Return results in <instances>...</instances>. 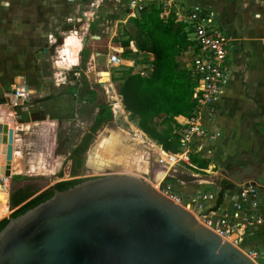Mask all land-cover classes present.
Listing matches in <instances>:
<instances>
[{"label":"rangeland","instance_id":"rangeland-1","mask_svg":"<svg viewBox=\"0 0 264 264\" xmlns=\"http://www.w3.org/2000/svg\"><path fill=\"white\" fill-rule=\"evenodd\" d=\"M82 1V7H78V11L73 16L72 11L68 12L69 10L64 9L63 5L60 10L58 9V0H0V77L3 83L0 85V98L4 97V93L7 95L15 93V90H11V83L26 84L34 91L29 92L27 100L22 102H25L26 106L24 105L15 115L18 125L26 129L18 132L19 141L15 148L21 157L19 156L15 169L12 170L9 187L6 189L0 186V189L6 192L8 207L11 191L18 186L29 184L32 186L31 191L36 193L63 181L109 174L132 175L122 172L123 169L115 172L116 170L101 166L99 162L93 164L97 159L90 160V155L94 153L96 143L101 137L112 139L115 147L109 151L111 156L132 158L135 153H143L144 159L141 162L147 169L146 173L149 172V174L143 175L146 173L141 172L134 176L149 184L155 182L154 178L158 177L159 181L168 174L167 178H170L165 179L167 184L175 185L178 181H186L196 186L203 185L202 192L206 194H217L223 180L227 181V176L221 172V169L229 170V168L239 167L224 166V161L216 163L210 155H207L205 160L212 168L208 167L207 170L194 169L182 160L172 164L167 159L165 154L173 155V153L163 151L139 129L136 119L125 110L119 95L121 82L118 78L123 76L122 72L126 69L139 70L140 66L135 65V61L144 54L141 38H138L140 35L137 26L132 24L131 19L128 23L116 22L111 24V29L108 30L112 31V25H114L113 39L103 38V29L99 27L100 22L97 18L99 14L96 15L98 10L102 9L101 6H95V0ZM86 2L93 6H86ZM79 8L86 9L92 15L83 13ZM107 9V7L104 8V10ZM137 15L135 13L134 17ZM40 19L43 22H39L42 21ZM218 29L221 33L227 34L226 29ZM70 32L77 33L82 41L78 54V66L60 69L56 67L55 62L62 60L61 47L66 35ZM128 33L131 34L132 39L128 42V47L124 48L123 42L130 37ZM128 49L131 55L124 56L125 50ZM112 55L119 56L128 63L123 62V65L119 66L109 64L108 60ZM230 57L234 55L229 53V60ZM97 63L98 67L95 65ZM229 66H232V62ZM90 72H94L95 79L89 77ZM70 88L75 95L65 100L64 96L69 93ZM108 111L112 115V121L103 124L97 130L83 157V169L78 176L73 177L71 163L66 161L71 149L79 142L84 131L90 127L96 117L100 114L105 115ZM46 122L55 123L54 145L51 151L45 147L48 132L43 124ZM260 123L262 125L264 122L260 119ZM160 152L165 153L161 155L168 163L164 166L166 172L163 175H160L163 172L157 170V155ZM96 156L94 153L93 157ZM246 157H242L243 161L240 162L255 163L252 162L254 160L249 161ZM41 163L46 165L48 171L36 169L34 172L30 167L31 165L40 167ZM19 165L24 172L20 171ZM60 173L61 178H59ZM242 185L252 186L255 190L261 186L256 182H246ZM177 188L179 192L184 191L181 186ZM246 189L252 190V188L242 187L239 192ZM239 192L234 190L230 198L237 199L235 193ZM259 201L261 202L260 199ZM194 210L197 211V208L195 207ZM10 212L9 207L8 213L1 217L0 221L9 218ZM260 250L262 252L256 261L258 264H264V247Z\"/></svg>","mask_w":264,"mask_h":264},{"label":"water","instance_id":"water-1","mask_svg":"<svg viewBox=\"0 0 264 264\" xmlns=\"http://www.w3.org/2000/svg\"><path fill=\"white\" fill-rule=\"evenodd\" d=\"M89 77L95 79L94 72ZM9 117L0 120V178L5 179L12 176L14 153L9 127L14 119ZM0 264L257 263L148 182L109 174L55 190L48 200L10 219L0 231Z\"/></svg>","mask_w":264,"mask_h":264},{"label":"crops","instance_id":"crops-1","mask_svg":"<svg viewBox=\"0 0 264 264\" xmlns=\"http://www.w3.org/2000/svg\"><path fill=\"white\" fill-rule=\"evenodd\" d=\"M136 1L143 8L156 4L162 10L160 17L166 19L172 12L177 19L183 20L186 23H188L189 14L192 11L199 9L210 15L211 24L216 29H226V35L232 40L230 53L234 55V57H230V63L232 62V66H230L229 81L220 101L213 107L214 113L210 114L211 108L207 107L203 108L201 111L199 125L204 131V137L198 140L197 146L200 148L202 159H207L206 156L210 155L215 159L216 163H223L224 161V166L234 165L242 167L246 165H258L264 160V123H262V125L260 123V119L264 122V0ZM130 2L131 0H95L94 5L97 7L101 6L102 8L101 10H98L96 15L99 14L97 18H99L100 22L99 27L103 29V38L109 40L111 38L113 39L112 32H114V25H112V31H108L111 29V24H115L116 22L125 23L133 18L135 13H139L129 10ZM82 3V0H64V2L63 0H58V9L60 10L62 8L61 5H63L64 9H68V12L72 11V15L74 16L76 11H78V7H82ZM85 5L88 7L90 5L93 6V4L88 2H86ZM105 7L108 8V11L104 10ZM80 10L83 11V13H88L90 16L92 15L84 8H81ZM182 11L184 15L182 14ZM39 22H43V20ZM219 32L221 31L219 30ZM23 49L25 50L24 47ZM125 62L128 63V61ZM56 63L58 62H55V64ZM95 65L98 67V63ZM0 85H3L1 77ZM10 86L11 90L16 88V86L23 87L27 89L28 95L29 92H34L26 84L11 83ZM73 92L74 91L70 88L69 93L64 96L65 100L74 96L75 93L73 95ZM11 95V93L8 95L4 93V97L0 98V106L6 107L5 111L0 110V116L2 115V119L6 120L8 117L7 114H10L14 119V124L12 126V128H14L13 164L15 163L16 165V161L21 157V154L19 155L15 148L16 143L19 141L18 132L24 131L26 128L18 125L15 115L18 113V110L20 111V109L24 107V105L26 106V103H22L23 101L19 100L14 104V98ZM4 112L6 115H3ZM203 115H205V117H203ZM185 119V117L180 116L176 118V121L182 126ZM43 125L46 126L48 132L45 147L47 146L46 149L50 151L54 145V136L52 134L55 123L46 122ZM93 125L94 122L84 131L82 138L90 134ZM252 129H254V131ZM82 138H80L79 142L71 149V151L81 142ZM242 157H246L249 161L254 160L252 162L255 163L252 164L245 162V165V163L240 162L243 161L241 160ZM66 161L70 162L72 167V161ZM19 167L21 166L19 165ZM162 167L164 166L157 164V170L163 172L160 175H163L166 172ZM208 167L212 168L210 164ZM31 169H33L34 172L36 169L48 171L46 165L43 163H41L40 167L38 165L31 166ZM12 170L13 167L11 169V174ZM148 174L149 172L143 175ZM167 176L168 174H165L159 181L157 179L158 177L156 179L154 178V183L169 179L170 177L167 178ZM171 185L184 200H187L196 193L209 195L210 199L204 204L206 216L215 220L227 216L228 220L235 224H239V227H241L237 234L241 239L239 248L244 252H246V250H248L247 252H257L258 256L261 254L262 251L260 249L261 247H264V185L257 188L254 186L257 190V196L256 198L250 196L244 203V209L241 212H234L233 207L240 201L239 195L241 191L239 192V189L247 187L248 185L234 186L232 190L226 191L224 201L217 210H214V207L216 205L218 193L206 194V192H202L203 185L196 186L195 184L186 181H178L175 185L173 183H171ZM177 186H181L184 191L179 192ZM190 186L193 187L191 188ZM234 190H238L239 193H235L237 199L232 200L230 195ZM3 192L4 191L1 189L0 199H2V202L0 205L4 202L7 204L6 192ZM42 192L43 190L37 191L34 196L27 201L33 199ZM9 207L7 205V213ZM16 209L17 208L13 210ZM10 210L11 214L13 210ZM243 214H246L249 220L248 223L250 222V224L243 222V219H241ZM258 219L260 222H258Z\"/></svg>","mask_w":264,"mask_h":264},{"label":"trees","instance_id":"trees-1","mask_svg":"<svg viewBox=\"0 0 264 264\" xmlns=\"http://www.w3.org/2000/svg\"><path fill=\"white\" fill-rule=\"evenodd\" d=\"M161 11L159 6L153 4L144 7L136 17L131 18L132 24L138 28V38H141L144 54L135 61V65L140 66L139 70L126 69L122 72L123 76L118 78L121 82L119 95L125 110L136 119L139 129L163 151L177 155L182 152L179 140L183 127L176 118L190 117L197 107L198 98L194 97L197 78L193 76L190 65V52L193 49L190 26L177 19L172 12L166 19L160 17ZM129 35L127 41L123 42L124 48L128 47V42L132 39L131 34ZM125 51L124 56L131 55L129 49ZM110 121L112 115L109 111L105 115H98L90 134L84 136L70 152L67 160L72 161L73 177L83 169V157L95 133L102 124ZM190 162L201 170H206L209 165L207 160L197 155H191ZM61 177L60 173L59 178ZM88 179L56 183L29 201L27 200L31 196L28 192L18 190L11 193L10 209H17L9 218L0 221V231L10 219L51 198L55 190L66 191ZM233 188L234 185L227 181L220 184L214 210L223 203L225 192Z\"/></svg>","mask_w":264,"mask_h":264},{"label":"built area","instance_id":"built-area-1","mask_svg":"<svg viewBox=\"0 0 264 264\" xmlns=\"http://www.w3.org/2000/svg\"><path fill=\"white\" fill-rule=\"evenodd\" d=\"M142 9L143 7L140 6L136 0H131L129 10L140 12ZM187 24L190 26L191 30L190 41L193 43V49L190 52V65L193 76L197 78V87L195 88L196 94L194 97L198 98V105L193 114L186 118L182 125L183 128L179 140L182 152L177 155H166L160 152L158 153L157 161L160 166L168 165L161 155L165 154L172 164L182 160L186 165L199 170L190 162L191 155L201 157L197 142L204 137V131L199 125V117L202 109L205 107L211 108L210 114L214 113L213 107L220 101L224 89L228 84L230 76V60L228 57L232 48V40L229 36L214 28L211 24L210 15L202 10L196 9L192 11L188 16ZM123 62H125V60L116 55H112L108 60L109 64L116 66L123 65ZM14 90L15 93L11 95L14 98V104L19 100H27L29 96L27 89L16 86L13 91ZM9 181L10 179L0 178V186L7 189L9 187ZM151 185L158 193L174 204L182 206L195 214L203 225L215 232L224 241L239 248V244L241 243V239L237 236L239 228H241L239 224H235L228 220L227 216H223L216 220L206 216L204 204L210 199L209 195L196 193L187 200H184L173 186L165 183L164 180L151 183ZM246 188H252V190L246 189L241 191L239 195L240 201L233 207L234 212H241L244 209V203L250 196L256 198V190L252 186H247ZM195 207L197 211L194 210ZM241 219H243V222L246 224L249 221L246 214H243ZM258 222H260L259 219ZM248 224H250V222ZM244 253L252 261L257 263V252Z\"/></svg>","mask_w":264,"mask_h":264},{"label":"bare ground","instance_id":"bare-ground-1","mask_svg":"<svg viewBox=\"0 0 264 264\" xmlns=\"http://www.w3.org/2000/svg\"><path fill=\"white\" fill-rule=\"evenodd\" d=\"M81 47H82V41H81V38L78 36L77 33L70 32L69 34H67L65 39H64V44L61 47V50H62L61 51V54H62L61 59L62 60L57 61L58 63L55 64V65H57L56 67L60 68V69H66V68L70 69L71 66L78 65V61H79L78 60V54L81 50ZM7 116L8 117L10 116L9 118H11L10 114ZM2 118H3V116L1 115L0 120H4ZM9 127H12V125H9ZM22 129H23V127H22ZM114 140H116V139H114ZM112 142H113L112 139H108L107 137H101L97 141L96 147L94 148V153L97 156L93 157L94 153L92 155H90V160L93 159V161H95L94 159H97L95 161V163H93V164H96L97 162H99L98 164H100L101 166H105V167H108L110 169L116 170L115 172H117V170H120V169H121L120 171H122V169H123L122 172L130 173L133 176H134V174L138 175L141 172L146 173L147 169L143 166L144 164L142 165V162H141V160L144 159L142 157L143 153H135L132 158H129V157L123 158V157H118V156L117 157L111 156L109 151L112 149V147H115ZM117 142H118V140H117ZM1 149L3 150L2 146H0V153H1ZM95 149H96V152H95ZM12 167H13V169H15V163L12 165ZM16 168H18V167H16ZM95 168H97V167H95ZM19 169L21 172H24V171H22L23 169L21 167H19ZM97 169H100V168H97ZM97 169H96V171H97ZM0 191H1V189H0ZM3 193H5V191ZM1 202H2V199H0V203ZM6 214H7V204H6V202H4L0 205V218L5 216Z\"/></svg>","mask_w":264,"mask_h":264},{"label":"flooded vegetation","instance_id":"flooded-vegetation-1","mask_svg":"<svg viewBox=\"0 0 264 264\" xmlns=\"http://www.w3.org/2000/svg\"><path fill=\"white\" fill-rule=\"evenodd\" d=\"M231 169V171H230ZM228 174H225L227 176V182L233 184L235 186V183L237 182H244L247 180L248 182H256L260 185H264V160H262L258 165H246L239 168H229L227 170ZM225 180H223L224 182ZM32 186L31 185H23L15 187L11 193H14L18 190H23L24 192L30 193V198L34 196L35 193L31 191ZM15 210L12 211V213ZM11 213V214H12ZM10 214V216H11Z\"/></svg>","mask_w":264,"mask_h":264}]
</instances>
